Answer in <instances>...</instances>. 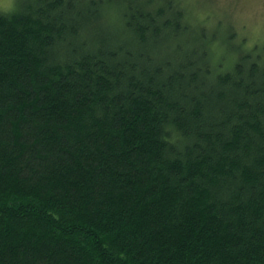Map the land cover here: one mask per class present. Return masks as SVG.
<instances>
[{"label":"trees","instance_id":"trees-1","mask_svg":"<svg viewBox=\"0 0 264 264\" xmlns=\"http://www.w3.org/2000/svg\"><path fill=\"white\" fill-rule=\"evenodd\" d=\"M209 24L0 10V264H264V48Z\"/></svg>","mask_w":264,"mask_h":264},{"label":"rangeland","instance_id":"rangeland-1","mask_svg":"<svg viewBox=\"0 0 264 264\" xmlns=\"http://www.w3.org/2000/svg\"><path fill=\"white\" fill-rule=\"evenodd\" d=\"M182 7L194 22L207 18L211 28L226 30L231 27L236 39H244V49L256 45L264 48V0H180ZM20 0H14L10 13L18 9ZM221 24V25H219ZM228 49L224 47V52Z\"/></svg>","mask_w":264,"mask_h":264},{"label":"clouds","instance_id":"clouds-1","mask_svg":"<svg viewBox=\"0 0 264 264\" xmlns=\"http://www.w3.org/2000/svg\"><path fill=\"white\" fill-rule=\"evenodd\" d=\"M14 0H0V9L4 11L11 10Z\"/></svg>","mask_w":264,"mask_h":264}]
</instances>
